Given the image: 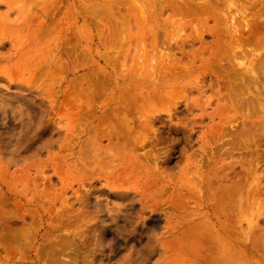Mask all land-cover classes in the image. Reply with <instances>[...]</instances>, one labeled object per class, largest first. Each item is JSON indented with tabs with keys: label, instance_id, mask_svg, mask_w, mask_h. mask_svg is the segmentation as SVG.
<instances>
[{
	"label": "bare ground",
	"instance_id": "bare-ground-1",
	"mask_svg": "<svg viewBox=\"0 0 264 264\" xmlns=\"http://www.w3.org/2000/svg\"><path fill=\"white\" fill-rule=\"evenodd\" d=\"M154 1L77 0L74 5L75 0H0V50L8 51L7 56L0 55V67L12 57L15 66L43 71L51 61L47 43L56 45L57 54L60 44L69 43L68 56L77 60L78 38L91 24L85 17L79 26V18L93 13L91 19L102 24L103 14L112 15L111 19L113 13L119 14L131 29L125 36L109 32V37L97 28L105 50L99 56L113 69L129 64L123 76L125 82L134 77L133 84L124 86L116 78L110 80V105H117L118 111L112 116L104 112L94 115V119L106 118L100 122L104 132L89 139L85 151L88 155L93 151L94 157L105 158L112 165L106 169L105 188L101 190L107 199L89 200V194L78 199L79 212L67 217L81 223H77L79 230L73 237L93 242L88 264H108L120 245L127 251L120 264H240L239 209L250 199L262 205L264 166L256 159L246 164L252 153L241 155V146H237L236 139L243 143L251 130L236 135L233 131L228 142L218 141L225 137L224 128L235 120L236 108L254 112L264 93L257 78L250 75L264 66V0H159L158 8ZM120 26L127 32L126 25ZM71 42L74 45L70 46ZM223 61L229 62L231 74L223 71ZM243 62H248L249 69L242 68ZM69 75L73 78L61 95L76 109L81 81L75 77L74 66ZM151 78H160L162 83L153 85ZM219 80L228 85L225 94L220 92ZM141 82H150L153 94ZM162 89L166 91L159 96ZM53 96L52 90L48 94L51 105ZM83 99L87 102L88 97L83 95ZM180 104L184 112L178 113ZM170 106L176 108L175 115ZM157 107L170 122L176 120L171 133L189 144L194 136L199 142L191 153L183 149V164L174 182L167 177L173 151L166 150L162 157L157 148L162 141L160 132L153 128ZM80 113L91 115L87 109H80ZM130 113H139L140 119L109 130L105 127L114 117ZM205 122L211 124L200 130L196 127ZM103 140L107 141L104 147ZM248 186L251 189L243 196L242 187ZM110 198L119 200V205L108 210ZM91 203L100 211L115 210V214L106 217L109 222L100 211L91 217ZM257 215L261 218L264 209ZM109 231L110 245L105 241ZM255 237L251 245H243L250 254L256 253L261 241Z\"/></svg>",
	"mask_w": 264,
	"mask_h": 264
},
{
	"label": "rangeland",
	"instance_id": "rangeland-1",
	"mask_svg": "<svg viewBox=\"0 0 264 264\" xmlns=\"http://www.w3.org/2000/svg\"><path fill=\"white\" fill-rule=\"evenodd\" d=\"M76 1L74 5L77 4ZM157 1L159 0L154 2L158 8L159 2ZM121 9L125 10L123 7ZM5 11V8H1L2 13H6ZM94 16L90 13L79 18V26L82 25L85 17L91 24L90 29L80 33V38H78L77 51L74 52L78 56L77 60L74 55L72 56L73 61L68 56L69 43L68 45L60 44L58 54L56 45L47 43L45 49L51 61L47 63L43 71L40 67L35 69L32 66H15V58L12 57H7L3 64L1 63L0 264H56V262L59 264H88L92 261L93 242L91 239H84V241L74 239L73 235L77 233L78 224L81 223L76 219L74 222V219H67V217L77 215L80 210L78 199L83 197V194L85 196L89 194V200L107 199L106 196L101 195V190L105 188L103 178L106 169L112 165L107 164L105 158L94 157L93 151L88 155L85 148L89 139L94 140L104 132L100 122H104L103 119L106 118L94 119V115L104 112L112 116L118 111L117 105H110L113 93V84L110 80L116 78L119 85L128 86L133 84L134 78L125 82L123 74L126 73L125 68L129 64L121 65L122 67L116 66L113 69L99 56L105 50L100 46L97 28L109 37V32L125 36L128 29H131L128 23L118 17L119 14L113 13L112 19V15L103 14L102 17L105 18L102 24L95 23L91 19ZM122 24L126 25L127 32L120 26ZM72 45L74 43L71 42L70 46ZM54 51L56 52L55 59ZM35 52H37L36 49ZM0 55L7 56L8 51L0 50ZM150 62L149 60L146 63ZM247 63L243 62L241 65L244 70L249 69ZM222 64L224 65L223 71L230 73L229 62L223 61ZM73 66L76 69L75 77L81 81L77 91L79 98H77L76 109L71 107L68 99L61 95L62 88H65L73 78L69 75V70ZM250 75L257 78L259 87H264V66L255 69ZM157 81L161 82V79L151 78L150 82L154 85ZM150 82L148 84L141 82V85H147V90L153 94ZM217 82L218 84L220 82L221 94H225L228 85L223 80ZM52 90L55 91V96H53L51 105L48 94ZM165 91L166 89H162L159 96ZM83 95L88 97L87 102L84 101ZM240 107L238 106L234 111L236 118L232 119L231 125L224 128L225 137L218 143L228 142L230 136L233 137V131L236 135L241 131L251 130L252 133L243 143L236 139L237 146H241V155L252 153V157L247 159L246 164L253 163L256 159L264 166V136L261 138V133H264V93L259 96L254 112L246 108L243 110ZM169 108L172 109L174 115L177 112H184L183 104L178 106L177 112L173 106ZM80 109L89 110L91 115L81 114ZM157 110L159 113L154 116L157 120L153 128L156 133L160 132L162 137L157 148L162 157L166 150L173 151L168 163L167 175L169 176L167 177L173 179L172 182H174L183 164V159L180 157L183 149L186 153H191L198 147L199 142L196 143V136H194L189 144L182 136L171 133L170 130L173 129L176 120L173 119L170 122L163 109L157 107ZM228 115L231 116L229 113ZM135 119H140L139 113H130L126 116L122 114L110 120V124L105 127H108V130L117 128L127 120ZM210 124L211 122H205L196 127L200 130L201 127H208ZM232 124L235 126L234 130ZM106 144L107 141L103 140L101 145L104 147ZM256 145L259 146L258 149ZM152 147L153 145L148 146L143 152L149 151ZM257 156L262 157L257 158ZM250 189L251 186L242 187L243 196ZM166 198L167 194L163 196V199L166 200ZM261 198L264 199L263 195ZM108 203L109 210L112 205L117 207L119 200L110 198ZM263 209L264 200L262 205H257L252 199L239 209L240 264H264V215L257 219V214ZM88 210L90 216L93 217L101 208L91 203L88 205ZM108 210L100 211L103 220L107 222L109 220L106 217L115 214V210ZM153 230L158 232L156 229ZM255 236L261 241L258 242V249L256 243V253L250 254L247 249L244 250L243 245H251ZM105 241L106 244H112L110 231ZM242 250L245 253H242ZM126 255L127 251L120 245V248L113 250L111 261L108 264H120Z\"/></svg>",
	"mask_w": 264,
	"mask_h": 264
}]
</instances>
